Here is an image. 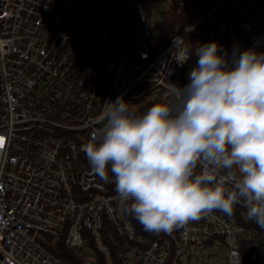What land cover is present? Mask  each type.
<instances>
[{
	"label": "built area",
	"instance_id": "2783aa9c",
	"mask_svg": "<svg viewBox=\"0 0 264 264\" xmlns=\"http://www.w3.org/2000/svg\"><path fill=\"white\" fill-rule=\"evenodd\" d=\"M263 26L264 0H0V264H71L61 244L84 264H191L205 251L264 264V228L241 205L147 232L81 150L106 103L143 114L189 83L198 57L178 65L174 37L218 41L231 64L264 52Z\"/></svg>",
	"mask_w": 264,
	"mask_h": 264
},
{
	"label": "clouds",
	"instance_id": "9594fccd",
	"mask_svg": "<svg viewBox=\"0 0 264 264\" xmlns=\"http://www.w3.org/2000/svg\"><path fill=\"white\" fill-rule=\"evenodd\" d=\"M172 47L180 66L198 57L189 83L143 114L122 97L106 103L105 125L81 150L147 232L232 216L237 205L264 228V52L247 49L229 64L218 41L193 48L176 36Z\"/></svg>",
	"mask_w": 264,
	"mask_h": 264
},
{
	"label": "trees",
	"instance_id": "16d2710c",
	"mask_svg": "<svg viewBox=\"0 0 264 264\" xmlns=\"http://www.w3.org/2000/svg\"><path fill=\"white\" fill-rule=\"evenodd\" d=\"M62 249V257L71 264H84L87 261L86 257H83L81 253H73L72 251L66 249L64 244L60 245ZM118 264V263H117Z\"/></svg>",
	"mask_w": 264,
	"mask_h": 264
},
{
	"label": "rangeland",
	"instance_id": "374dc122",
	"mask_svg": "<svg viewBox=\"0 0 264 264\" xmlns=\"http://www.w3.org/2000/svg\"><path fill=\"white\" fill-rule=\"evenodd\" d=\"M264 30V26H263ZM214 259L211 258L208 253L205 251L203 254L201 252L198 253V259H193L191 264H214Z\"/></svg>",
	"mask_w": 264,
	"mask_h": 264
},
{
	"label": "snow or ice",
	"instance_id": "6c2138e0",
	"mask_svg": "<svg viewBox=\"0 0 264 264\" xmlns=\"http://www.w3.org/2000/svg\"><path fill=\"white\" fill-rule=\"evenodd\" d=\"M0 147H3V138L0 137Z\"/></svg>",
	"mask_w": 264,
	"mask_h": 264
}]
</instances>
